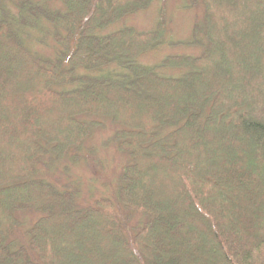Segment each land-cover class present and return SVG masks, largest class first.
I'll return each instance as SVG.
<instances>
[{
    "label": "trees",
    "instance_id": "1",
    "mask_svg": "<svg viewBox=\"0 0 264 264\" xmlns=\"http://www.w3.org/2000/svg\"><path fill=\"white\" fill-rule=\"evenodd\" d=\"M58 1L0 0V264H264V0H200V52L154 65L164 5L151 30H106L149 0ZM46 36L51 57L29 43ZM103 119L127 162L84 204L40 174Z\"/></svg>",
    "mask_w": 264,
    "mask_h": 264
},
{
    "label": "rangeland",
    "instance_id": "2",
    "mask_svg": "<svg viewBox=\"0 0 264 264\" xmlns=\"http://www.w3.org/2000/svg\"><path fill=\"white\" fill-rule=\"evenodd\" d=\"M39 1L48 4L50 7H60L58 0ZM191 1L149 0L146 9L125 16L106 30H116L122 26H132L141 31L151 30L157 20L159 6L164 5L167 21L165 45L142 55L139 58L140 61L146 65H154L166 55L198 54L200 47L189 46L188 42L193 38V26L201 20L203 6L200 0L190 4ZM38 37L43 39L40 33ZM29 43L33 52L43 57L52 56L54 47L48 36L43 43H39L34 38ZM163 73L176 75L179 72L166 70ZM115 128L111 121L103 119L101 127L95 130L86 142L85 149L80 152L78 160L62 159L53 162L52 166L42 170L40 176L58 187L75 186L79 190L80 201L84 204H88L96 198L113 197L117 187L118 175L127 162V156L115 149L113 134H111ZM17 216L24 224L15 232V237L24 241L25 228L38 217V213L25 210L18 212ZM129 219L132 224L142 220L138 214L134 213L129 216Z\"/></svg>",
    "mask_w": 264,
    "mask_h": 264
}]
</instances>
